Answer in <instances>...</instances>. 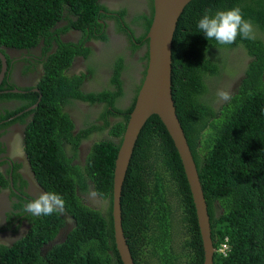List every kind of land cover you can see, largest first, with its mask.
Masks as SVG:
<instances>
[{
	"label": "trees",
	"instance_id": "1",
	"mask_svg": "<svg viewBox=\"0 0 264 264\" xmlns=\"http://www.w3.org/2000/svg\"><path fill=\"white\" fill-rule=\"evenodd\" d=\"M101 7L105 8L98 0H0L1 44L28 48L41 39V51L53 45V51L41 59L38 89L27 93V105L36 103L30 108L32 118L26 122L22 142L35 179L46 192L63 198V214L71 217L64 237L42 252L41 245L63 224V217L61 213L33 216L23 237L12 245L0 243V264H122L110 213L112 174L118 141L139 83L130 103L117 106L126 93L119 75L122 56L117 55L111 63V87L81 89L82 73L65 70L74 54L86 55L89 47L60 40L61 27H53L65 10L69 23L74 17L73 25L83 35L95 37L90 30L99 31ZM232 7H239L245 19L256 25L254 29L263 28L264 0H188L184 4L171 38V96L206 203L214 246L212 263L264 264V43L255 34L253 40L237 37L231 45H220L197 28L205 10ZM124 9L118 7L115 14L117 29L122 31L117 17ZM151 12L150 2L148 17L141 12L123 20L128 28L129 22L143 28L133 38L127 33L132 47L136 40L146 41L143 36ZM98 33L99 38H106L103 31ZM236 46L251 58H246L236 86H222L225 75L235 78L237 74L229 63L237 59H228ZM27 60V65L32 64ZM85 70L91 72L94 67L88 65ZM220 89L230 92L232 99L220 101L216 95ZM77 99L103 102L102 121H88L73 133V121L63 105L75 107ZM108 114L114 117L111 123ZM104 126L114 138L94 140L81 165L71 162L64 142L68 141L74 153L82 137ZM91 189L104 200L99 208L78 195L80 190ZM119 203L134 264H202V241L189 186L173 141L155 113L138 132ZM224 237L228 245L221 253L217 248Z\"/></svg>",
	"mask_w": 264,
	"mask_h": 264
},
{
	"label": "flooded vegetation",
	"instance_id": "2",
	"mask_svg": "<svg viewBox=\"0 0 264 264\" xmlns=\"http://www.w3.org/2000/svg\"><path fill=\"white\" fill-rule=\"evenodd\" d=\"M98 1L105 7L99 8L100 13L103 15L102 17H97L100 24L99 31H103L106 36V38L101 39L98 36L99 31H96L94 28L90 30L93 36H95L93 37L94 42L100 41L98 46L94 45L92 42H87L88 38L91 36H87L88 38L85 39V36L87 35L85 33L84 36L79 37L80 34H83L82 31L73 25L74 17L72 18V21L70 20V23L68 22L67 14L64 12L65 10H63L60 15L61 17L56 21L57 23L54 24L56 26H58V23L60 26L62 25L61 30H58L57 33L60 40L68 41L73 45L81 42L83 45L89 47V52H87L86 55H83L80 52L74 54L65 71L67 74L82 73V77L79 81L81 89H83L81 85H83L87 91L100 90L105 88V85L111 87L113 84L109 81L111 75V63L117 55H120L122 56L121 61L123 66L119 75L124 79L122 88L125 91L126 79H132L137 73H141L142 77L146 60V57L144 58L146 41H135V49L140 50V64H136L132 69L125 70V55L121 51V47L111 43L115 40L120 44L119 41L114 38V34L112 35V31L117 28L115 14L117 13L116 9L120 7L117 5L120 4L125 8L123 14L117 17L124 31L120 29L118 30H120V33L123 36L125 35V38L128 39L127 33L130 32L133 38V35H136L135 30L142 32L143 28L132 22H129L130 28H128L123 20L129 21L127 18L130 19L135 14L141 12H144L148 17L151 0H123L122 2L121 0ZM65 24H67V26L64 28ZM253 26L254 28L256 27L255 24H253ZM51 29H53V27ZM254 30L255 34H257L256 36H259L264 43V26L261 30ZM143 37L146 38L145 33ZM40 44H42L41 39L39 44L36 43L28 48H17L0 43V51L4 54L6 62L5 72L0 80V241L3 242H10V238L24 234L27 231L29 221L33 218V215L25 211V204L36 198L41 192H45L33 175L22 142L26 122L28 123L32 118V111L30 108L33 106V103H35V101H33L27 105V93H32L38 89L36 84L41 74V59L46 58V56L53 51V45L41 51ZM236 47L240 48V46ZM233 49H235V47H233ZM241 50L243 52L240 50L235 51L237 55L236 65L243 68L246 65V60L244 58L247 56V53L244 48H241ZM230 57L231 56L229 55L228 59ZM250 58L251 55L248 56V59ZM27 59H29L32 64L27 65ZM240 60L242 61L241 66ZM97 62H100V68L95 70V63ZM137 62L138 60L135 63ZM87 63H90L94 67L93 71L87 72V70H85ZM239 70L237 71L235 78L232 79V82L230 83L231 86L237 85L236 78H239L241 75ZM85 71L87 72L86 75L84 74ZM80 101L82 105L88 106L92 111L96 110L97 113L98 110L101 112V110L99 108L96 109V107L103 102L88 101L84 99ZM64 107L68 108L67 113L73 121V127L71 130L75 133L78 131L77 129L79 127L76 123L77 118L72 116L74 110L69 104L63 105V108ZM78 108L79 107H76L75 111H78ZM90 116L91 120L88 121L99 122V119L92 118L94 117L93 114ZM106 118L108 123H111L114 117L108 114ZM94 134L95 129L88 132L85 137H82L79 140L74 153L71 146L68 144V141L64 142L66 143L64 144V149L68 152L71 161L78 162L77 164L79 165L82 164L86 152L88 151V143L90 144V138L93 137ZM82 146H86V150L84 148L82 149ZM60 215L63 217V224L58 227L55 236L53 235L56 240H61L64 237L66 230L71 224V217L63 213ZM5 235H8L9 238H3Z\"/></svg>",
	"mask_w": 264,
	"mask_h": 264
},
{
	"label": "water",
	"instance_id": "3",
	"mask_svg": "<svg viewBox=\"0 0 264 264\" xmlns=\"http://www.w3.org/2000/svg\"><path fill=\"white\" fill-rule=\"evenodd\" d=\"M188 0H151L152 12L146 37V60L142 77L128 112L114 157L111 191V221L115 248L122 264H134L121 226L120 189L138 132L151 113L158 115L168 131L187 180L202 241V264H213L214 246L201 183L182 126L177 117L170 83L171 38L177 17ZM0 79L5 57L0 51Z\"/></svg>",
	"mask_w": 264,
	"mask_h": 264
},
{
	"label": "clouds",
	"instance_id": "4",
	"mask_svg": "<svg viewBox=\"0 0 264 264\" xmlns=\"http://www.w3.org/2000/svg\"><path fill=\"white\" fill-rule=\"evenodd\" d=\"M53 27H55V25ZM59 27H62V25ZM197 28L199 29V32H203L206 39L215 40L220 45H231L236 42L237 37H240L241 39H245V40L255 39V30L253 23L251 20L245 19L239 7H232L224 10H216L215 12H212L211 9L205 10V12L200 16V18L197 21ZM82 36L84 35L81 34V37ZM86 38L88 37L85 36V39ZM0 65H1V61H0ZM5 69H6V62H5V68L3 70V74L5 72ZM216 95L218 96L220 101L228 102L232 99L230 92L225 91L223 89L218 90ZM35 103H33V105ZM71 162L78 163V162H74L73 160ZM91 195L95 196V193L93 192L91 193ZM25 211H27L33 216H50L55 213H63L64 200L59 194L55 192H46V191L41 192L36 198L32 199L31 201H28L25 204ZM32 221L33 218L29 221V227L31 226ZM26 232L24 234L16 235L10 238V242L0 241V243L4 245H12L15 241L23 237L26 234ZM52 237L51 239H47L41 245L40 249L42 252H46L49 248L52 247V244L56 241V239H54L55 237L53 238ZM3 238H9V236L5 235V237ZM226 241H227L226 237H224V241L221 242L219 247L217 248L219 252L225 253V250L227 249V245H228ZM221 249H223V251Z\"/></svg>",
	"mask_w": 264,
	"mask_h": 264
},
{
	"label": "rangeland",
	"instance_id": "5",
	"mask_svg": "<svg viewBox=\"0 0 264 264\" xmlns=\"http://www.w3.org/2000/svg\"><path fill=\"white\" fill-rule=\"evenodd\" d=\"M123 0H121L122 2ZM117 6H121L120 4L117 5ZM127 20H129L127 18ZM56 26V25H55ZM60 24L58 23V26L56 27H59ZM136 32V35L139 34V31L138 30H135ZM114 34V38L117 39L119 41L120 44H118L115 40L114 42H111L112 44H115V45H119L121 47V51L123 52V54L125 55V70H129V69H132L136 64H140V58H139V49H135V47H132L131 44L129 43L128 39L125 38V35L123 36L121 33H120V30H118L117 28H115L113 31H112V35ZM77 37V36H76ZM74 37V38H76ZM81 37V34L80 36ZM87 42H92L94 45L98 46L100 41L98 42H94V39L93 38H88V41ZM241 46L240 48L238 47H235V49H232L233 52H231L232 54H230V56H234L235 59H237V55L235 53L236 50H241ZM243 52V51H242ZM230 57V58H231ZM248 59V56H245V60L247 62V59ZM138 60L137 63H135L136 61ZM229 62V61H228ZM227 62V65L230 63L234 69L236 70V72L239 70L242 74V70L243 68L242 67H239L237 64V61L234 62ZM241 63L242 61L240 60V66H241ZM96 64V68L95 70L99 69V65H100V62H97L95 63ZM235 64V65H234ZM88 65H91L90 63H87L86 67ZM79 70V69H78ZM141 77V73H137V75L135 77H133L132 79H126V84H125V87H126V93L124 94L123 97H121L117 102H116V105L117 106H120V107H125L127 106L130 102H129V99L131 100V97H132V94L134 93V89H135V86L136 84L140 81ZM234 77H229L228 75L226 76L225 75V78H223V81H222V86H228L230 85V83L232 82V79ZM238 83L237 81V78H236V84ZM83 89L84 86L81 85ZM236 86V85H235ZM105 88H109L107 85L104 86ZM87 90V89H86ZM208 96H211V95H208ZM80 100H83V99H77V100H74V102L76 103V106L75 107H72V109L74 110L73 111V114L72 116L74 118H77L76 119V123H77V126L78 127H82L84 126L88 120H91V116L90 115H94V117H92L93 119H99V122H96L97 124L101 123V119L99 118V115H100V112L97 110V113H96V110L92 111L88 106H85V105H82L80 102ZM85 103V102H84ZM76 107H79L77 110L78 111H75V108ZM102 107H103V103H100V105L97 108H99L101 111H102ZM100 138H114L109 132H108V127H102L101 129L99 130H95V134L93 137L90 138V142H93L94 140L96 139H100ZM89 146L90 144L88 143V149H89ZM82 149L84 148L86 150V146H82L81 147ZM76 150V149H75ZM94 191L91 189V190H80L78 191V195L79 197H82L83 200L91 205V206H94L96 208H99L101 207V205L104 203V200L103 198H101L98 194H96L95 192V196H92L91 193H93Z\"/></svg>",
	"mask_w": 264,
	"mask_h": 264
},
{
	"label": "built area",
	"instance_id": "6",
	"mask_svg": "<svg viewBox=\"0 0 264 264\" xmlns=\"http://www.w3.org/2000/svg\"><path fill=\"white\" fill-rule=\"evenodd\" d=\"M221 248H223V247H221ZM222 251H223V249H221Z\"/></svg>",
	"mask_w": 264,
	"mask_h": 264
}]
</instances>
